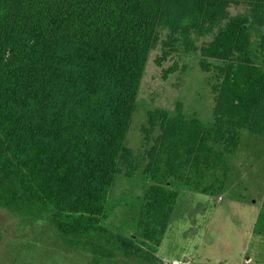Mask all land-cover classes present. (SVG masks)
I'll return each instance as SVG.
<instances>
[{"label": "trees", "instance_id": "1", "mask_svg": "<svg viewBox=\"0 0 264 264\" xmlns=\"http://www.w3.org/2000/svg\"><path fill=\"white\" fill-rule=\"evenodd\" d=\"M241 3L253 19L230 17ZM262 26L264 0H0V210L18 219L16 239L33 250L51 232V243L77 253L164 264L158 247L179 197L172 184L221 194L242 140L264 138V65L253 45ZM216 29L200 59L220 77L214 123L188 117L182 104L149 114L152 183L138 238L122 235L105 217L122 164L132 166L125 141L150 53L163 44L162 66ZM258 221L264 235V207Z\"/></svg>", "mask_w": 264, "mask_h": 264}, {"label": "rangeland", "instance_id": "2", "mask_svg": "<svg viewBox=\"0 0 264 264\" xmlns=\"http://www.w3.org/2000/svg\"><path fill=\"white\" fill-rule=\"evenodd\" d=\"M229 12L230 17L244 15L253 19L247 3L232 5ZM260 30V34H253V45L260 57L259 63L264 65L260 40L264 26ZM217 31L194 35L192 52H175L163 61L162 66L157 61L164 54L163 44L150 53L125 141V147L133 152L132 166L122 164V172L111 188L107 204L105 224L122 235L138 238L145 194L152 183L147 172L146 149L149 145L144 132L149 128V114L155 110L174 113L182 104L188 117L199 118L207 126L214 123L220 77L216 72H203L200 59L202 47L215 38ZM167 36L168 31H163L162 39ZM174 65H179V70L165 77L164 71ZM159 135L158 127L153 131L151 144ZM232 164L233 179L221 194L200 193L181 182L172 184L179 197L163 242L158 247L157 256L164 264H264V235L259 231L258 221L264 207V138L247 143L242 140ZM17 221L8 211L0 210V264H99L101 257L51 243L54 241L51 232L44 236L41 233V246L38 242L32 243V248L35 247L30 250L29 242L16 239L10 230ZM8 230L9 234H6ZM15 230L21 233V230ZM101 262L120 264L118 259L106 258Z\"/></svg>", "mask_w": 264, "mask_h": 264}]
</instances>
